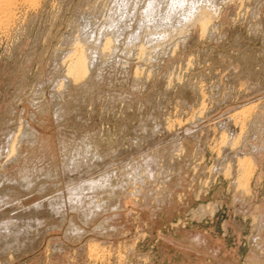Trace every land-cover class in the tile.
<instances>
[{"label":"rangeland","instance_id":"rangeland-1","mask_svg":"<svg viewBox=\"0 0 264 264\" xmlns=\"http://www.w3.org/2000/svg\"><path fill=\"white\" fill-rule=\"evenodd\" d=\"M31 1L0 25V264H264V0L138 14L77 80L73 42L114 0Z\"/></svg>","mask_w":264,"mask_h":264},{"label":"bare ground","instance_id":"bare-ground-1","mask_svg":"<svg viewBox=\"0 0 264 264\" xmlns=\"http://www.w3.org/2000/svg\"><path fill=\"white\" fill-rule=\"evenodd\" d=\"M31 0H0V25L7 21V13L10 12V8L14 7L12 5H18L20 3H24V2H30ZM33 1V0H32ZM31 1V2H32ZM195 1V0H194ZM202 1V0H201ZM206 1V0H205ZM36 2V1H34ZM141 0H114L113 3L111 4L110 8H109V16L105 19V23L102 21V23L98 24V22H95L94 24H92L93 19H91L90 21H87V23L84 26H81V30L78 28L77 30H80V34H78L79 32H77V34L79 35V37H77V39H75L74 43V49L70 54V59H69V66H67L68 68V74L71 75V77H74L76 80L78 78L83 79V77H86V75H88V73L91 72L92 68L94 67L95 64V59H96V55L101 52L106 53V52H110L113 50H116V43L119 42L122 38V35H124L125 30L127 27L130 26V24H132V20L133 17H137L138 14L141 16H139V18L141 19L138 24H139V29L143 30V26L145 28H151L154 26L159 27V25L162 22L169 21L170 19H172L173 15L176 14V12L178 11V14L180 12V15L183 16V19L187 18L189 19V17H191L192 15L195 16L196 12L198 11V7L195 4V2H193V0H149L147 5H145L141 10H140V3ZM203 3V1H202ZM205 3V2H204ZM35 4V3H34ZM143 4V3H142ZM37 5V4H36ZM35 5V6H36ZM28 6V5H27ZM32 6V5H30ZM204 6V5H203ZM3 13V14H2ZM12 13V12H11ZM2 14V15H1ZM10 14V13H8ZM94 15V14H93ZM201 15V13H200ZM91 16V15H90ZM100 16V15H99ZM103 16V15H101ZM204 16V15H203ZM207 16V15H206ZM10 17V15H9ZM12 17V16H11ZM85 17V16H84ZM95 19L98 18V16L94 15ZM92 17V18H94ZM132 20H127V19H131ZM202 18V17H201ZM199 17V19L201 20V22L203 24L206 23V19L205 16L204 18L206 19H201ZM12 19V18H11ZM88 19V18H87ZM95 21V20H94ZM99 21V20H98ZM186 21V20H185ZM199 21V20H198ZM81 22V20H80ZM176 22V21H175ZM178 22V21H177ZM135 23V21L133 22ZM169 24H171L170 22H168ZM80 24H84V23H80ZM207 24V23H206ZM206 24L204 26H206ZM8 25V24H7ZM6 26V23H5ZM138 26V25H137ZM165 26V25H164ZM201 26V25H200ZM166 27V26H165ZM205 28V27H204ZM156 29V28H155ZM147 30V29H144ZM151 31V30H150ZM158 31V30H157ZM130 32V31H129ZM154 32V31H153ZM152 32V34H153ZM140 33V31L136 32L135 30L133 32H131L128 36V41L130 40L133 41L135 40L136 36H138V34ZM145 33V32H144ZM146 34V33H145ZM150 32L147 33V35H149ZM159 34V33H158ZM162 35V33H161ZM77 36V35H76ZM143 37V36H142ZM157 37V36H156ZM75 38V37H74ZM151 39V37H150ZM152 41V40H151ZM149 41V42H151ZM118 44V43H117ZM144 44V43H142ZM73 45V44H72ZM115 45V46H114ZM146 46V45H145ZM144 46V47H145ZM115 48V49H114ZM112 53V52H111ZM100 54V53H99ZM68 56V57H69ZM63 80V79H62ZM80 80V79H79ZM61 84V83H60ZM63 85V84H61ZM65 85V84H64ZM58 86V85H57ZM250 110L245 109L244 111L242 110V114L244 113V115H241L242 117H240V125L241 128H243V125L245 124L243 122V117L248 114L247 112H249ZM250 114V113H249ZM238 116V115H237ZM237 119V122L238 120ZM236 123V122H235ZM226 130V129H225ZM245 131V130H244ZM227 132V131H226ZM239 134V133H238ZM241 134V133H240ZM238 136V135H237ZM236 136V137H237ZM235 137V138H236ZM241 137V136H240ZM221 139V138H220ZM224 139V138H222ZM238 141L239 138H237ZM226 139H224L225 141ZM236 140V139H235ZM234 140V141H235ZM227 141V140H226ZM229 141V140H228ZM228 143V142H227ZM15 146V145H14ZM13 146V148H15ZM240 147V145H239ZM224 148V147H223ZM231 148V147H230ZM13 150V149H12ZM14 151V150H13ZM12 152V151H11ZM17 152V151H16ZM224 152V151H223ZM226 152V151H225ZM13 153V152H12ZM224 155V154H223ZM228 156V155H227ZM251 157V156H250ZM247 157L245 155L242 156H238L236 157L238 160L237 162H239L240 166H241V175L239 176V183L245 187L249 186L250 183V179L252 177V174L254 172V162L252 160V158ZM234 159V158H233ZM230 160V159H229ZM225 171H227L225 169ZM224 172V171H223ZM227 173V172H225ZM233 173V172H232ZM231 174V173H230ZM42 176V175H41ZM29 178V177H27ZM235 178V177H234ZM237 179V178H236ZM27 181V179L25 180ZM29 181V180H28ZM18 182V181H17ZM23 183V182H22ZM21 183V184H22ZM27 183V182H26ZM29 184V183H28ZM33 185V183H32ZM24 186V185H23ZM28 186V185H27ZM30 186V184H29ZM98 186L97 183H95V181H90L88 183H86L85 185H83L82 187L78 186L75 189H73L71 192H69V198H68V202L73 205V207H77L78 205H80L82 203V198L80 197L82 194V189H88L89 188H94ZM239 187V186H238ZM95 189V188H94ZM42 190V189H41ZM45 190V189H44ZM43 191V190H42ZM83 197V196H82ZM51 199V198H50ZM53 200V199H52ZM57 200V199H55ZM49 201V200H48ZM58 201V200H57ZM53 201L50 202V204H52ZM61 202V201H59ZM58 202V203H59ZM66 203V201L62 202L61 207H59L58 209H63V203ZM55 205V202L53 203ZM93 204V203H92ZM43 204L39 203L37 205V207H41ZM48 205V204H47ZM53 205V206H54ZM59 206V205H58ZM51 207V206H50ZM55 209V208H54ZM38 211V210H37ZM58 211V210H57ZM3 222V221H2ZM19 223V222H18ZM258 227H262L264 226V221L261 218H258L257 221ZM10 224V223H9ZM7 225V224H6ZM7 229V228H6ZM6 231V230H5ZM4 231V232H5ZM10 231V230H9ZM2 232V231H1ZM11 232V231H10ZM9 233V232H8ZM17 233V232H16ZM3 234V233H2ZM12 234V233H11ZM9 234V235H11ZM4 235V234H3ZM2 235V236H3ZM11 238V237H10ZM5 239V238H4ZM7 239V238H6ZM202 240V237L200 238ZM253 239V238H252ZM10 240V239H9ZM254 240V239H253ZM255 241V240H254ZM255 244V242H253ZM2 247V246H1ZM6 249V248H5ZM92 249V248H91ZM94 249V248H93ZM92 249V250H93ZM97 248H95L96 250ZM93 252V251H92ZM95 252V251H94Z\"/></svg>","mask_w":264,"mask_h":264}]
</instances>
